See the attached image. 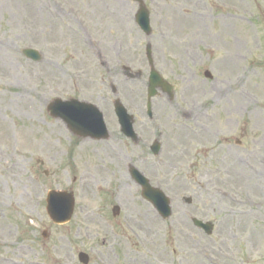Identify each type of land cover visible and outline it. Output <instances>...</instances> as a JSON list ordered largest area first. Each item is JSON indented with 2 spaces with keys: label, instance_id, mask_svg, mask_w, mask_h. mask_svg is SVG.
Returning <instances> with one entry per match:
<instances>
[{
  "label": "rangeland",
  "instance_id": "374dc122",
  "mask_svg": "<svg viewBox=\"0 0 264 264\" xmlns=\"http://www.w3.org/2000/svg\"><path fill=\"white\" fill-rule=\"evenodd\" d=\"M90 1L0 0V264H80V253L88 264H264V0H143L148 35L133 0H120L119 27L87 15ZM148 48L174 86L171 99L152 100L151 121ZM57 99L97 107L109 137L74 136L46 111ZM116 100L134 118L136 144L119 133ZM88 159L91 191L80 182ZM129 166L166 194L169 219L141 198ZM121 176L130 190L117 195ZM51 190L74 196L65 225L46 215ZM193 218L211 223V235Z\"/></svg>",
  "mask_w": 264,
  "mask_h": 264
},
{
  "label": "water",
  "instance_id": "95a60500",
  "mask_svg": "<svg viewBox=\"0 0 264 264\" xmlns=\"http://www.w3.org/2000/svg\"><path fill=\"white\" fill-rule=\"evenodd\" d=\"M141 2V0H134ZM137 23L146 34L150 32L148 14L143 6H141L138 15ZM23 55L33 61L40 60L38 54L33 50H24ZM206 77H210L208 73ZM160 88L163 92L171 93V87L168 86L160 76L152 70L149 77V92L148 98L156 95V89ZM115 114L118 117V122L121 126L122 133L133 140L136 139L131 128V117H129L125 109L120 103H115ZM150 115V105H147ZM51 116L55 118H61L68 125V127L77 135L83 137L102 138L106 136V131L102 123V117L100 113L91 105L79 103L77 101L69 102H53L48 108ZM159 150L158 144L152 147V151L156 154ZM132 178L143 188L142 196L151 201L158 213L163 219L170 216V208L168 200L158 190L152 189L147 185V182L136 171L131 170ZM73 198L71 194L50 192L47 198V213L50 219L56 224H62L67 222L73 211ZM117 211V210H115ZM194 225L202 228L206 234H210L212 226L209 224H202L194 221ZM79 260L86 263V256L80 255Z\"/></svg>",
  "mask_w": 264,
  "mask_h": 264
},
{
  "label": "bare ground",
  "instance_id": "6f19581e",
  "mask_svg": "<svg viewBox=\"0 0 264 264\" xmlns=\"http://www.w3.org/2000/svg\"><path fill=\"white\" fill-rule=\"evenodd\" d=\"M109 4H103V1L100 2H97L96 0H94L93 2L90 1L88 7L84 5L85 7V10L87 12V15L89 14V16H92V17H95L96 20L98 21H102L104 20V22L106 24H109L111 21H113V23L119 27V20L120 21H123V16L119 15V13L121 12L119 10V5H120V0H109ZM103 5V6H102ZM95 7V8H93ZM76 18V17H75ZM224 33H227V31H224ZM238 47V46H237ZM237 52V51H236ZM108 83H113V81H110L108 80ZM239 95V94H238ZM28 96V94H27ZM19 99V101H22L20 99V97L17 98V100ZM24 100V99H23ZM40 101V99H39ZM14 102V101H13ZM87 147L88 146V142H85L83 143L82 145H84ZM106 147V150H108V152L112 153L111 155H119V151L115 148H110L111 146H105ZM111 150V151H109ZM105 154V151L104 150H100V152L98 151H93L91 150L90 151V155L92 158H97L99 156V154ZM110 158V156H108ZM84 167H85V170L87 171H84L80 174V182H81V185L84 186L87 191H91V188L90 186L93 184V176H91L89 173H90V170H94L96 171V167L91 165V162L90 160L88 159L85 164H84ZM259 168V167H258ZM98 169V168H97ZM248 170L254 172V166L252 165H248ZM119 186L117 188V195H124V194H128L129 193V190H130V184H129V181L124 178L123 176L120 177V180H119ZM33 191L35 193H38L39 191V188H33ZM233 204L236 206H244V204L239 201V200H232ZM141 216L142 217H146V212H142L141 213ZM146 221L148 222V232L149 230H154L153 228V225H154V220L149 218L148 217V220L146 219ZM153 222V223H152ZM146 223V222H144ZM152 239V238H150ZM154 239V238H153ZM207 249H206V246L202 245L201 246V254H199L201 256V258L204 260H207V261H211V263H214V261L212 260V256H204L203 252H205ZM30 264H33V263H30ZM195 264H199V262H195ZM217 264H220V263H217ZM228 264H235V263H228Z\"/></svg>",
  "mask_w": 264,
  "mask_h": 264
}]
</instances>
